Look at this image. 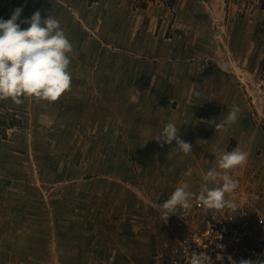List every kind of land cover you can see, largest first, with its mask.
<instances>
[{
  "label": "rangeland",
  "instance_id": "obj_1",
  "mask_svg": "<svg viewBox=\"0 0 264 264\" xmlns=\"http://www.w3.org/2000/svg\"><path fill=\"white\" fill-rule=\"evenodd\" d=\"M18 7L59 20L72 83L0 99V264H169L187 210L163 203L217 186V149L248 153L226 199L264 243V0H0V19ZM169 122L192 152L156 140Z\"/></svg>",
  "mask_w": 264,
  "mask_h": 264
},
{
  "label": "clouds",
  "instance_id": "obj_2",
  "mask_svg": "<svg viewBox=\"0 0 264 264\" xmlns=\"http://www.w3.org/2000/svg\"><path fill=\"white\" fill-rule=\"evenodd\" d=\"M23 7L14 9L11 18L0 19V99L10 98L16 104L23 103L21 97L32 96L37 99L56 101L63 93L70 90L72 74L69 71L70 56L73 45L62 29L59 20L47 16L42 18L39 10L30 18L20 20ZM19 21V23L17 22ZM21 24H27L22 28ZM240 108L233 107L226 118L215 129L234 124L238 120ZM159 142L176 143L175 149L185 154L192 152V145L181 139L179 129L169 122L162 130ZM218 168L224 172L211 169L203 175L205 182L216 184L215 187H202L198 195L189 191V184L177 187L163 203L162 217L190 210L195 197L207 209H237L234 199H226V194L233 193L239 181L233 179L228 170L246 164L248 153L239 148L229 152L217 149ZM230 264L236 261L228 258ZM189 264H212L209 257L192 252ZM239 264H252L241 260Z\"/></svg>",
  "mask_w": 264,
  "mask_h": 264
},
{
  "label": "built area",
  "instance_id": "obj_3",
  "mask_svg": "<svg viewBox=\"0 0 264 264\" xmlns=\"http://www.w3.org/2000/svg\"><path fill=\"white\" fill-rule=\"evenodd\" d=\"M195 203L198 211L192 206L183 215L187 227L179 237L178 254L169 264H189L193 251L209 257L212 264H230L229 257L236 264L241 260L264 264L263 238L253 231L259 227L249 224L244 210L207 209Z\"/></svg>",
  "mask_w": 264,
  "mask_h": 264
}]
</instances>
